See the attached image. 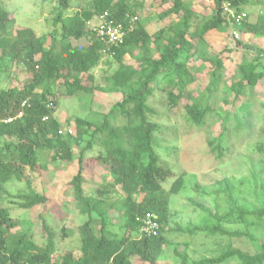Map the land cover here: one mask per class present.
Returning <instances> with one entry per match:
<instances>
[{
  "label": "trees",
  "instance_id": "16d2710c",
  "mask_svg": "<svg viewBox=\"0 0 264 264\" xmlns=\"http://www.w3.org/2000/svg\"><path fill=\"white\" fill-rule=\"evenodd\" d=\"M160 1L171 5L162 12L160 19L177 18V21L167 26V33L166 29H162L150 35L143 23L127 33L123 45L109 48L92 35L89 24L97 25L99 16L109 12L116 21L128 28L127 18L134 14V10L128 0H94V9L82 15L65 17L59 12L55 25L61 24V37L55 29L47 52H44L45 44L30 30L18 31L17 38H13V20L9 11L0 3V67L7 76L13 69L27 73L20 77L16 75L17 80L13 78V81L0 89V200L5 198L4 195L15 197L20 202H10L26 210L48 203L51 200L48 191L42 193L32 190L29 194L13 196L5 190L4 185L15 178L20 182L27 181L31 187L26 171L46 175L51 166L43 161V154L49 151L56 166H67L77 161V172L59 197H64L69 189L78 211L88 218L82 229L80 258L76 259L71 254L56 255L55 262H52L57 249V235L53 221L49 219L51 212L48 211L47 216L44 213L38 215L45 239L44 247L39 248L29 236L33 231L30 230L31 226L29 230L14 233L13 229L17 225L11 218L9 208L0 206V264H133L135 257L142 264L158 263L168 241L164 234L169 224L171 193L178 192L181 178L174 181L169 191L164 188L168 180L175 179L176 173L161 159L157 150L155 134L159 131V125L152 121L157 112L149 100L156 94L163 95L169 109L182 107L186 110L190 126H203L207 115L213 110L210 101L222 65L221 59L212 61L211 83L205 88L206 93L201 99L192 97L189 87L195 78L190 62L197 55L204 56L200 47L204 34L218 29L231 30L232 24L224 13L226 5L238 14L245 12V8L264 7V0H203L213 3L214 10L210 19L193 33L190 32L193 26L190 0ZM69 2L59 0L60 8L67 9ZM248 29L258 32L261 28L250 26ZM86 37L91 39L87 46L73 43ZM151 44L156 46L157 57L150 54ZM136 51H140L139 54L135 55ZM104 56L114 59L119 68L106 79L104 87H89L88 84L94 82L92 71ZM126 57L132 62L125 64ZM239 70V81L229 88L234 95L233 101L244 94L246 87L254 88L264 80V64L251 61L241 64ZM57 84L65 87L66 97L70 98L95 90L121 96V100L110 108L100 124L82 118L76 120L78 131L75 146H79L84 132L90 133L87 147L79 153L77 159L72 144L73 132L64 131L59 134L60 123L54 117L58 106L55 99ZM250 107L251 104L244 101L239 111L250 114ZM233 114L237 121L236 131L247 130L248 124L238 119V112ZM228 117L224 118L223 132L217 139V145L210 151L218 152L219 157L223 156L222 142L226 135ZM120 120L124 123L117 124ZM93 127L95 130L91 133ZM97 142L102 148L98 158H85V151ZM208 144L213 146L212 141H208ZM260 150L264 152V147ZM96 164L102 168L103 174L111 172L115 178L109 181L100 176L102 182L99 194L90 196L84 193L85 170ZM118 186L121 187V194L116 189ZM221 192L226 194L222 185ZM136 194L139 200L134 199ZM261 194L263 201L259 208L233 204L227 217L238 222L255 219L264 233V185L261 186ZM64 201L57 205V210L61 211L66 205ZM196 206L210 214L214 223L184 230L186 233L246 238L256 251L250 254L228 247L213 259L192 264H227L232 260L238 264H264V240H257L248 231H229L223 227L220 217L205 206ZM49 209L53 210L51 207ZM146 214L156 217L160 226L156 236L142 235L140 239L123 236L121 240L108 237L107 226L112 225L113 220L126 233H132L139 231ZM91 226L93 229L89 230ZM63 234L69 236L65 229ZM36 249L39 252L34 251ZM178 255L181 264H189L186 256Z\"/></svg>",
  "mask_w": 264,
  "mask_h": 264
},
{
  "label": "rangeland",
  "instance_id": "374dc122",
  "mask_svg": "<svg viewBox=\"0 0 264 264\" xmlns=\"http://www.w3.org/2000/svg\"><path fill=\"white\" fill-rule=\"evenodd\" d=\"M190 2L193 11V26L190 32L194 33L198 26H202L210 19L214 4L203 0H190ZM0 3L9 11L13 20L11 26L13 38H17L18 31L30 30L36 38L45 44L44 52H47L51 46V34L55 29L58 31V36L61 37V24L55 25V19L59 12H62L65 17H72L94 9V0H70L67 9L60 8L59 0H0ZM128 3L134 10V14L128 16V24L132 28H137L144 23L146 31L150 35L157 34L162 29H166L165 33H167V26L170 22L177 21L176 16L168 20L160 19L162 12L170 8L169 2L128 0ZM245 13L247 14L246 20L236 26L239 34L238 39L231 35V30L227 29L207 32L204 34L200 46L204 51V56L197 55L190 62L195 82L189 87V90L192 97L201 99L202 95L206 93L205 88L211 83L212 61L222 60L220 73L216 78L217 85L213 89L210 101L213 110L207 115L203 126H190L186 110L182 107L177 110L169 109L163 95L157 96L158 94H156L153 99L149 100L157 112L152 117V121L159 125V131L155 134L157 150L161 159L176 173L175 179L168 180L164 184V188L169 191L174 181L181 178L178 192L171 193L169 224L164 234L168 241L157 264H181L178 254L186 256L189 264L209 260L217 257L228 247L239 249L245 253H255L256 248L246 238H230L221 235L212 237L201 232L186 233L184 230L214 223L210 214L198 209L196 204L205 206L220 217L225 229L248 231L257 240H264L263 230L255 219L250 218L246 222H238L227 217L233 204L259 208L263 201L261 186L264 185V152L260 148L264 147V80L254 88L246 87L244 94L236 101H233L234 95L229 91V88L241 77L239 70L241 64L251 61L264 64V7L245 8ZM135 17L138 18V21L133 20ZM250 26L259 27L262 30L253 32L248 29ZM90 42L89 37L80 42L73 41L75 45L81 47L87 46ZM239 42L241 45H238ZM150 50L151 56L157 57L155 44L150 45ZM139 52L136 51L135 55ZM129 62H132L131 59L126 57L124 63L128 64ZM118 68L119 64L114 59L104 56L92 71L94 82L88 86L104 87L106 79ZM16 75L20 77L27 73L24 70L13 69L12 73L7 76L0 67V89L11 80L13 81V78L15 80ZM83 82L87 83L86 80ZM56 90L55 99L58 106L54 117L59 121L63 131L71 130L73 132V145L77 138V119L82 118L98 125L110 108L121 100L120 95L98 90L93 93H79L73 98L66 97L64 86L57 84ZM244 101L251 104L250 114L239 111V106ZM235 112H238L237 116L240 121L248 124L247 130L236 131L237 121L233 114ZM226 116L229 117L226 122V135L222 142L223 156L219 157L218 152L210 153V151L218 143L217 139L223 132V121ZM122 123L124 122L121 120L117 122V124ZM94 130L93 127L90 132L92 133ZM89 135L90 133L84 132L79 146L74 145L76 159L79 153L87 147ZM208 141H212L213 146H209ZM101 150L102 148L97 142L91 149L85 151V158L96 159ZM43 156L45 159L43 161L51 166V170H48L46 175L42 176L38 172L27 170L31 187L27 181L20 182L12 178L4 185V188L13 196L29 194L32 190L42 193L48 191L51 200L44 206L26 210L20 208L17 203L10 202V200L20 202V199L4 195L5 198L0 200V206L9 208L11 218L17 225L13 229L14 233L26 230L31 226L30 230L33 231L29 233V236L33 238L39 248L44 247L45 239L42 236L41 221L38 219V215L44 213L47 216L50 211L49 219H52V225L57 235V249L52 262H55L56 255L71 254L78 259L82 254V229L88 218L78 211L76 201L69 189L66 190L64 197H59L61 191L68 187L72 176L77 172V161L67 166L62 164L56 166L49 151ZM85 176L84 193L90 196H98L99 186L102 182L100 176L109 181L115 178L111 172L103 174L102 168L97 164L86 169ZM221 185L226 189V194L221 192ZM116 189L118 194L122 193L120 186ZM6 199L8 201H5ZM134 199L139 200L137 194L134 195ZM62 200H65L66 205L59 211L56 208ZM50 207L53 210L49 209ZM112 223L107 226V233L108 237L113 240H121L123 236H129L131 239L142 237L139 231L126 233L116 225V220H113ZM63 229L69 232V236L63 234ZM88 229L91 230L93 227ZM34 251L39 252V249ZM133 264L142 263L135 257ZM227 264L238 263L232 260Z\"/></svg>",
  "mask_w": 264,
  "mask_h": 264
},
{
  "label": "built area",
  "instance_id": "2783aa9c",
  "mask_svg": "<svg viewBox=\"0 0 264 264\" xmlns=\"http://www.w3.org/2000/svg\"><path fill=\"white\" fill-rule=\"evenodd\" d=\"M224 13L232 24L231 35L238 39L239 34L236 26L241 25L246 20L247 14L245 12L238 14L227 5L224 7ZM133 20L138 21V18L135 17ZM89 30L92 35L103 41L107 47L112 48L123 45L127 33L131 32L133 28L130 24H128V28H126L123 23L116 21L109 12H104L99 16V22L97 25L89 24ZM21 116L22 113L19 114V117ZM44 120H47V118ZM63 132L64 131L61 129L59 134H63ZM68 132L72 133L71 130ZM159 227L156 217L152 214H146L142 219V225L140 226L139 232L143 236L153 237L158 234Z\"/></svg>",
  "mask_w": 264,
  "mask_h": 264
}]
</instances>
